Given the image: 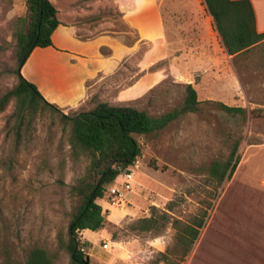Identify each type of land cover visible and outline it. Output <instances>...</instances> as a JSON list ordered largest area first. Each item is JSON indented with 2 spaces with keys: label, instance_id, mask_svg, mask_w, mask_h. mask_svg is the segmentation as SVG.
<instances>
[{
  "label": "rangeland",
  "instance_id": "374dc122",
  "mask_svg": "<svg viewBox=\"0 0 264 264\" xmlns=\"http://www.w3.org/2000/svg\"><path fill=\"white\" fill-rule=\"evenodd\" d=\"M69 2L81 22L80 36L109 34L127 44L137 41L138 34L124 21L118 0H53L59 10ZM161 3L168 39L143 45L118 74L97 84L92 93L157 116L181 106L185 85L191 84L202 104L198 112L182 117L161 135L138 137L143 153L139 167L132 170V191L121 206L112 207L105 199L100 202L108 223L94 234V248L91 252L85 248L86 252L95 264H153L159 253L174 244L175 229L169 226L155 238L135 235L127 227L149 217L152 206L165 211L174 203L170 213L183 221L208 211L183 264H264V116L252 114L264 109V44L246 55L229 56L204 0ZM27 14L25 0H0V97L17 84L15 32L17 20ZM144 60L149 62L146 68L141 66ZM147 69H163L168 77L134 100L122 94ZM179 71L186 77L175 78L173 73ZM210 72L223 73L222 95L209 93L214 83L203 79ZM154 75L145 74L138 89L146 88ZM90 100L78 111L92 109ZM217 102L242 107L247 115L233 118ZM14 111L12 101L0 113V264H25L36 246L57 249L58 233L69 223L70 187L85 168L70 158L56 115H39L31 131L20 138L11 131L13 121L9 122ZM239 139L237 169L217 186L209 177L210 165L227 161L231 142ZM124 174L112 185L123 188ZM69 260L62 254L56 264H69Z\"/></svg>",
  "mask_w": 264,
  "mask_h": 264
},
{
  "label": "trees",
  "instance_id": "16d2710c",
  "mask_svg": "<svg viewBox=\"0 0 264 264\" xmlns=\"http://www.w3.org/2000/svg\"><path fill=\"white\" fill-rule=\"evenodd\" d=\"M28 14L17 20L15 38L18 69L17 84L0 97V113L14 101L15 111L9 122L11 131L22 138L29 133L39 115L51 113L57 116L69 148L72 161L84 163L81 176L70 187L71 209L66 230L57 236V249L36 246L32 248L25 264H56L62 254L69 257V264H95L86 252V244L80 233L85 230L99 232L107 226L108 220L99 204L117 178L130 171L142 156L138 137L159 136L173 123L190 113L200 110L202 102L191 84H186V97L181 106L160 115L135 106L113 104L94 97L89 111H71L49 103L39 89L21 73V70L36 48L53 45L52 35L61 25L59 10L52 0H25ZM216 29L230 56H241L264 44V33L256 28V15L250 0H204ZM138 81V80H137ZM233 118H245L247 111L242 107H230L214 103ZM254 117H263L264 109L253 110ZM241 139L231 142V155L227 161L215 160L209 168L210 179L221 186L232 178L240 157L238 149ZM167 210L152 206L149 217L140 218L128 225V231L135 235L161 236L169 226L175 229L174 244L166 252L159 253L153 264H183L198 240L205 225L208 211L196 215L190 221L174 218Z\"/></svg>",
  "mask_w": 264,
  "mask_h": 264
},
{
  "label": "crops",
  "instance_id": "0c3cea01",
  "mask_svg": "<svg viewBox=\"0 0 264 264\" xmlns=\"http://www.w3.org/2000/svg\"><path fill=\"white\" fill-rule=\"evenodd\" d=\"M250 1L256 15L257 31L264 33V0ZM118 5L126 24L138 34L134 44H127L122 39L109 34L84 38L78 34L81 22L77 20V13L72 10L71 3L69 2L64 10L57 8L58 18L59 16L62 18H59L61 25L52 35L53 45L47 48H36L21 70L24 78L33 83L49 103L62 110L78 111L90 100V97V103L94 97L100 98L98 93H92L94 87L118 74L125 63L138 53L143 45L148 43L159 45L160 42L164 43L168 39L161 0H118ZM174 26L173 32L178 30L176 23ZM217 34L221 45L229 55L218 31ZM148 63L144 60L141 66L144 65L146 68ZM145 68H142V72ZM149 73L155 74L154 80L146 88L139 90L140 81L145 74ZM145 74L133 86L122 91V94L134 100L160 85L168 77L163 69L152 72L147 69ZM173 76L186 77L180 71L177 74L173 73ZM222 76V72H210L204 75L203 80L207 79L208 82L214 83L213 91L209 92L211 95H222L220 88L226 80ZM234 79L237 80V84H240L237 77ZM189 81H191L190 78ZM101 201L103 200H100L99 204ZM92 232L85 230L80 233L90 252L96 242L95 235L101 231ZM89 255L92 258L91 253Z\"/></svg>",
  "mask_w": 264,
  "mask_h": 264
},
{
  "label": "built area",
  "instance_id": "2783aa9c",
  "mask_svg": "<svg viewBox=\"0 0 264 264\" xmlns=\"http://www.w3.org/2000/svg\"><path fill=\"white\" fill-rule=\"evenodd\" d=\"M139 163V160H137L135 164L130 168V171L124 174L127 181L124 183L123 188H118L114 185L109 188L104 199L107 200L112 207L121 206L126 202L128 193L132 191V186L130 183V180L132 179V170L134 168H138Z\"/></svg>",
  "mask_w": 264,
  "mask_h": 264
}]
</instances>
